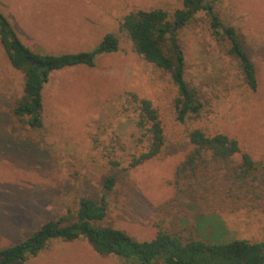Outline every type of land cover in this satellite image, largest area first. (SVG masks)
I'll return each mask as SVG.
<instances>
[{
  "label": "rangeland",
  "instance_id": "rangeland-1",
  "mask_svg": "<svg viewBox=\"0 0 264 264\" xmlns=\"http://www.w3.org/2000/svg\"><path fill=\"white\" fill-rule=\"evenodd\" d=\"M213 6L222 25L237 31L254 64L257 87L247 86L237 61L199 15L177 30L176 40L184 79L198 92L203 109L198 118L180 123L170 76L139 57L118 27L135 11L161 9L171 19L182 0H0L10 28L35 52L90 50L107 33L115 34L120 46L93 68L52 72L42 90V127L32 129L12 113L24 77L10 66L0 44V250L43 223L75 214L79 199L99 202L103 195L107 211L97 225L122 230L139 242L152 240L158 208L173 197L175 168L190 148V130L226 134L242 152L264 162V0H218ZM135 97L157 111L165 143L157 157L130 167L150 144L136 126ZM110 177L113 186L107 190ZM189 217L181 223L185 236L214 243L264 242V207ZM23 264L127 263L99 255L78 239L52 240Z\"/></svg>",
  "mask_w": 264,
  "mask_h": 264
},
{
  "label": "trees",
  "instance_id": "trees-1",
  "mask_svg": "<svg viewBox=\"0 0 264 264\" xmlns=\"http://www.w3.org/2000/svg\"><path fill=\"white\" fill-rule=\"evenodd\" d=\"M218 0H182L172 18L161 9L135 11L119 22V32L129 40L133 51L144 61L167 73L175 87L177 120L198 118L203 104L198 92L184 79V57L176 40L177 30L201 15L208 21L211 35L233 57L255 91L254 64L233 27L224 26L214 13ZM0 44L10 66L23 74V94L12 106V113L25 118L32 129L42 127V90L52 72L93 68L97 59L120 50L119 38L107 33L92 49L77 53L46 54L23 44L0 10ZM169 47L165 49V45ZM136 126L144 130L150 144L146 152L130 162L139 166L157 157L165 143L157 111L146 99H137ZM189 150L174 171V194L158 208L156 236L139 242L122 230L100 226L106 216L104 195L99 202L81 198L75 214L43 223L25 239L0 250V264H23L35 257L52 240L84 239L99 255H113L127 264H264V242L231 240L214 243L185 236L181 223L197 215L231 214L264 207V162L241 151L238 142L226 134H206L193 129L186 134ZM113 186L107 178L104 188Z\"/></svg>",
  "mask_w": 264,
  "mask_h": 264
}]
</instances>
